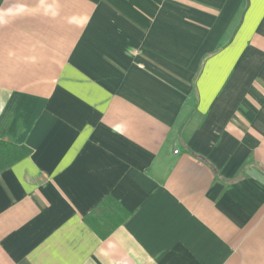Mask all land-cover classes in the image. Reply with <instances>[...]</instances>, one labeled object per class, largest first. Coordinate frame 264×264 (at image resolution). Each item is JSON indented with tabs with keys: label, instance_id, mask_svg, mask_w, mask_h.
Listing matches in <instances>:
<instances>
[{
	"label": "crops",
	"instance_id": "1",
	"mask_svg": "<svg viewBox=\"0 0 264 264\" xmlns=\"http://www.w3.org/2000/svg\"><path fill=\"white\" fill-rule=\"evenodd\" d=\"M0 141V264H264V0H0Z\"/></svg>",
	"mask_w": 264,
	"mask_h": 264
},
{
	"label": "trees",
	"instance_id": "2",
	"mask_svg": "<svg viewBox=\"0 0 264 264\" xmlns=\"http://www.w3.org/2000/svg\"><path fill=\"white\" fill-rule=\"evenodd\" d=\"M31 154V149L25 145H13L0 141V173ZM128 218L126 214L117 225Z\"/></svg>",
	"mask_w": 264,
	"mask_h": 264
}]
</instances>
